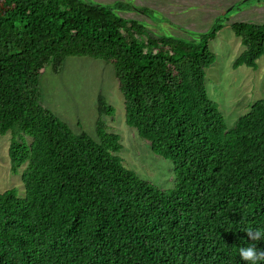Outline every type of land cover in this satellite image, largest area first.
<instances>
[{"label": "trees", "instance_id": "trees-1", "mask_svg": "<svg viewBox=\"0 0 264 264\" xmlns=\"http://www.w3.org/2000/svg\"><path fill=\"white\" fill-rule=\"evenodd\" d=\"M221 21L190 42L91 1L0 0V135L12 134L11 171L25 166L26 190L0 194V264H246L240 248L264 249L245 232H264V99L229 129L210 98ZM231 29L245 47L234 68L256 70L264 25ZM68 58L114 67L126 124L172 161L173 189L123 165L103 96L98 140L44 105L46 67L59 75Z\"/></svg>", "mask_w": 264, "mask_h": 264}, {"label": "rangeland", "instance_id": "rangeland-1", "mask_svg": "<svg viewBox=\"0 0 264 264\" xmlns=\"http://www.w3.org/2000/svg\"><path fill=\"white\" fill-rule=\"evenodd\" d=\"M112 6L128 20L145 25L152 35H172L198 42L209 32L217 19L223 29L210 41L217 60L207 70L206 86L210 98L219 105L229 129L249 113L252 106L264 99V56L256 70L242 66L234 68L245 47L234 34L235 23L264 25V0H86ZM118 3L126 8L120 9ZM143 10H148L144 13ZM44 105L69 125L75 134L86 133L97 138L98 101L103 96L115 109L113 117L104 116L109 132L121 137L123 150L118 154L123 165L141 179L162 190L175 187V167L171 160L155 155L137 130L126 124L124 97L119 90L115 69L104 61L91 58H68L64 70L56 75L52 65L46 67L41 81ZM12 134L0 135V194L16 189L25 197L19 174L11 171L9 149ZM31 141L29 138L27 139Z\"/></svg>", "mask_w": 264, "mask_h": 264}, {"label": "clouds", "instance_id": "clouds-1", "mask_svg": "<svg viewBox=\"0 0 264 264\" xmlns=\"http://www.w3.org/2000/svg\"><path fill=\"white\" fill-rule=\"evenodd\" d=\"M245 232L252 241L258 242L264 240V232L260 230L248 229ZM239 255L246 264H262L264 262V249H258L255 243L240 248Z\"/></svg>", "mask_w": 264, "mask_h": 264}]
</instances>
